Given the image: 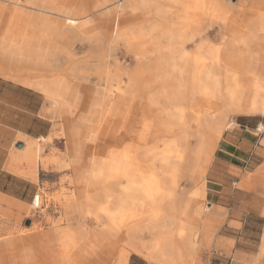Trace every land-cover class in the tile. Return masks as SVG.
Listing matches in <instances>:
<instances>
[{
  "label": "bare ground",
  "instance_id": "bare-ground-1",
  "mask_svg": "<svg viewBox=\"0 0 264 264\" xmlns=\"http://www.w3.org/2000/svg\"><path fill=\"white\" fill-rule=\"evenodd\" d=\"M54 1L39 0L38 4L43 11L63 12L70 20L67 23L78 27L79 35L93 39L94 35H88L85 27L95 19L82 20L80 24L73 22L74 16L87 12L83 5L65 7ZM109 1L104 0L97 7ZM117 1L121 2L118 8L137 12L145 0ZM152 1L157 14L165 11L157 4L158 0ZM172 1L179 7L185 6L186 16L190 17L191 4L195 2L196 8L215 12L225 24L233 12L232 7L221 0ZM87 17L89 15L82 19ZM162 21L153 23L154 28L148 31L138 24L124 38L127 52L137 61L134 69L105 60L94 64L98 81H107L105 88L98 84L84 88L76 85L73 76L85 72V68L78 66L59 75L45 76L43 72L34 74L32 68L23 73L0 64L1 74L40 89L56 101L62 112L71 115L78 109L81 113L79 123L94 122L95 114L100 111L113 115L110 116L113 134L110 131L108 136L111 133L115 140H123L121 146L107 148L101 156H93L88 162L83 157L84 141L75 140L79 132L74 129L67 132L71 138L69 148L75 152L68 166L75 173L71 181L75 189L72 197L64 198L62 203L67 212L76 209L82 220L97 217L100 211L107 215L108 225L103 235L109 245L123 244L120 264H125L132 252L161 264H185L186 257L194 255L197 231L192 230L187 220L191 204L180 193V165L189 163L192 166L198 152L210 158L224 129L235 124L232 114L260 113L264 116V12H257V20L252 23L260 29L237 30L236 41L244 50L255 41L259 44L254 52L242 53L235 59L227 58L221 47L191 54L185 43L199 34V30L192 34L170 30L157 35L156 27ZM13 22L14 18L0 35V57L7 61L22 54L30 61L35 56L31 64L45 66V56L55 49L52 50L55 38L63 36H58L59 30L52 29L60 21L45 18L38 29L29 26L24 31L17 30ZM178 22L184 21L179 19ZM162 38L166 43L161 42ZM18 39L20 43L17 44ZM149 72L154 74L150 79ZM142 91H153L149 100L157 113L152 121L143 122L138 116L137 100ZM98 121L105 125V116ZM259 126L258 130L264 129L263 123ZM89 135L85 138H90ZM193 140L197 142L194 148ZM31 151L32 146H27L24 155ZM110 183L120 186V191L106 189L104 199L98 201L100 189ZM77 191L85 192L83 200L78 198ZM202 210L195 206L196 217ZM85 230L84 222L76 228H56L64 264L72 261V251L80 253L83 250L79 239ZM146 231L158 241L142 242L141 236Z\"/></svg>",
  "mask_w": 264,
  "mask_h": 264
},
{
  "label": "rangeland",
  "instance_id": "rangeland-1",
  "mask_svg": "<svg viewBox=\"0 0 264 264\" xmlns=\"http://www.w3.org/2000/svg\"><path fill=\"white\" fill-rule=\"evenodd\" d=\"M38 1L0 0V35L13 18L14 27L19 31H24L29 26L41 25L45 17L60 21V24H54L52 29L59 30L58 36L60 34L63 36L55 38L52 50L55 49L45 56V66L31 64L35 56L29 61L22 54L12 59L14 61H6L0 57V64H5L9 70L14 68L23 73H28L32 68L34 74L43 72L45 76H51V73L59 75L76 66L85 68L83 74L79 72L73 76V82L82 88L84 86L95 87L97 84L103 88L107 86L106 79L98 81L94 75L96 71V69L94 71V64L99 60L123 63L131 70L136 67L137 61L127 52L124 38L131 34L138 24H141L144 31H148L154 28L153 23L163 20L162 24L156 27L159 30L157 35L165 34L170 30L177 33L185 31L188 34L199 30V34L185 43L186 50L195 54L199 51L206 52L211 47H221L227 58L235 59L239 58L242 53L246 55L254 52L259 44L255 41L248 50H244L236 41L237 30L260 29V26L254 25V27L252 23L257 20L259 10H262L259 12H264V0H221L233 9L225 24L215 12H204L201 8H196L195 2L191 4L192 17H190V15L186 16L185 6L179 7L172 0L157 1V4L165 9L160 14L156 13L152 0H145L137 12L118 8L117 4L121 2L117 0H111L98 7L97 5L104 0H55L54 3L58 6L83 5L86 8L87 12L74 16L75 21L73 22L81 23L82 20L95 19L85 27L88 35H94L93 39H89L77 33V26L71 27L67 23L70 20L63 12L43 11ZM87 15L89 17L82 19ZM179 19L184 22H178ZM118 20L119 23H117ZM19 40L17 44L20 43ZM161 42L166 43V39L162 38ZM0 75L22 83L13 77L1 73ZM153 76L154 74L149 72L147 77L150 79ZM152 92L142 91L137 100L138 116L143 119V122L152 121L157 113V109L149 100ZM46 101L52 119L51 133L32 142L26 140L27 138H21L25 143L13 144L9 148L11 156L9 162L14 152L22 153L15 158L13 163L19 164V167L25 170L23 172L25 175L20 176L29 181V184L25 182L29 195L26 191L23 202H12L0 198V264H11L9 252L6 249L8 240L33 242L38 233H47L51 229L56 231V228L64 229L67 226L76 228L81 222H84V228H86L79 239L83 250L80 253L76 250L72 251L70 257L72 261L68 264H120L119 254L124 249L123 244L109 245L106 236L103 235L108 225L107 215L103 211H98L99 216L85 217L83 221L76 209L67 212L62 203L64 198L72 197L75 189L71 183L75 173L68 167L75 152L69 148L71 138L67 132L71 129L79 132L75 140L84 141V154H82L88 162L93 156H101L100 154L107 148L121 146L123 140H115L111 135L113 134L111 125L113 121L110 116L113 117V115L103 114L100 111L95 114L94 122L79 123L77 120L81 113L78 109H74L73 114L69 115L58 109L56 101L47 97ZM68 115L71 119H68ZM102 115L107 121L105 125L98 121ZM231 118L235 120V124L224 129L210 158H204V154L198 152L196 162L194 161L192 165L193 168L189 163H184L179 167L180 193L191 204V214L187 220L192 230L197 231L194 255L187 256L185 264H227L225 257H230L242 245L236 243L235 236L243 235H246V239L253 240L255 244L260 239L262 240L260 254L253 264H264V171L259 170L264 163L255 168L244 167L239 161H232L223 156L219 150L228 134L241 131L243 121L248 120L250 126H259L264 124V116L260 113L256 115L232 114ZM110 131V136H108ZM87 134L91 135L88 139L85 138ZM255 135L259 145L264 147V129H256ZM192 142V148L196 147L197 142L195 140ZM29 145L32 146V151L29 155H24ZM258 151H263L260 152L262 154L260 159L263 160L264 150L258 149ZM106 189L120 191V186L110 183L101 188L97 196L98 201L104 199ZM37 193L42 194V207L34 209L32 201ZM76 194L80 200L84 199L85 192L77 191ZM197 205L203 210L202 214L196 217L195 206ZM145 210L147 211V208ZM192 213L195 218L192 217ZM141 238L142 242L147 244L158 241L156 236L147 231ZM130 259L134 261V264H160L133 252L129 255V261Z\"/></svg>",
  "mask_w": 264,
  "mask_h": 264
},
{
  "label": "crops",
  "instance_id": "crops-1",
  "mask_svg": "<svg viewBox=\"0 0 264 264\" xmlns=\"http://www.w3.org/2000/svg\"><path fill=\"white\" fill-rule=\"evenodd\" d=\"M32 27L38 29L39 25ZM46 97L50 99L34 86L18 83L0 75V198L12 202H23L25 199L27 191L25 182L29 184V181L20 176L25 175L23 173L25 170L21 169L19 164L13 163L22 153L14 152L9 162L11 158L9 148L13 144L25 143L21 138H27L26 140L32 142L51 133L52 119ZM241 127V131L228 134L224 138L220 152L232 161H239L244 167L255 168L262 165L264 159H260L262 156L260 152L263 151L258 149L264 150V147L259 145L255 135V130L259 126H250L249 121L245 120ZM259 170L264 171V166ZM235 238L236 243L242 245L230 257H225L226 263L253 264L260 254L262 240L255 244L253 240L246 239V235ZM58 241L56 231L51 229L47 233L36 234L33 242L8 240L6 249L11 264H64ZM128 261L129 258L125 264ZM129 264H134V261L130 259Z\"/></svg>",
  "mask_w": 264,
  "mask_h": 264
},
{
  "label": "built area",
  "instance_id": "built-area-1",
  "mask_svg": "<svg viewBox=\"0 0 264 264\" xmlns=\"http://www.w3.org/2000/svg\"><path fill=\"white\" fill-rule=\"evenodd\" d=\"M42 198H43L42 194L40 193H37L34 195L33 201H32L34 209H39L42 207Z\"/></svg>",
  "mask_w": 264,
  "mask_h": 264
}]
</instances>
